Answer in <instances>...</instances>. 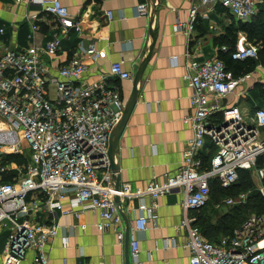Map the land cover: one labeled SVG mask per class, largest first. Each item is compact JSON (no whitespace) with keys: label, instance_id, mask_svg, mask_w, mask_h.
<instances>
[{"label":"built area","instance_id":"built-area-1","mask_svg":"<svg viewBox=\"0 0 264 264\" xmlns=\"http://www.w3.org/2000/svg\"><path fill=\"white\" fill-rule=\"evenodd\" d=\"M15 1L39 5L41 12L53 16L55 30L42 45L32 42L18 48L3 40L5 28H0V172L12 174L11 180L0 179V225L11 228L0 264H22L29 254L34 264L49 263L47 244L57 236L60 224L40 218L39 212L79 216L86 209L98 210L101 219L97 227L114 228L122 241V211L125 207L130 211L129 202L135 198L139 200V214L132 220L128 218L130 253L135 264H144L139 257L137 233L157 218L158 199L176 189L184 193L186 214L181 225L189 233L185 244L190 250L188 264H264V105L246 114L237 103L224 102L249 74L236 76L219 54L198 60L187 53L190 71L186 78L193 87L190 100L194 113L186 120L192 124L194 136L184 151L182 166L175 174H167L162 181L151 180L144 187H133L129 182L116 187L108 156L109 137L126 101L107 74L93 82L81 79L88 68L85 56L97 61L101 50L92 40L79 45L64 64H48L42 54L57 55L71 30L81 36L82 19L73 15L62 0ZM260 1L201 3L219 2L236 19L248 22ZM137 12L149 16L148 2L139 3ZM107 15L112 18L111 11ZM196 16L194 5L189 20L176 23L173 29L191 32ZM36 29L33 23L30 40ZM220 49L230 51L225 44ZM231 54L239 60L257 59L259 46L245 42ZM109 74L133 78L123 61L113 62ZM208 140L213 153L205 160L201 149ZM11 155H18L23 162L8 159ZM241 169L251 170L263 207L248 215L231 235L209 241L188 212L209 204L213 180L229 188L238 181ZM248 197L240 193L236 203H246ZM226 202L235 204L231 198ZM68 243V236H63L62 244Z\"/></svg>","mask_w":264,"mask_h":264},{"label":"crops","instance_id":"crops-1","mask_svg":"<svg viewBox=\"0 0 264 264\" xmlns=\"http://www.w3.org/2000/svg\"><path fill=\"white\" fill-rule=\"evenodd\" d=\"M62 1L73 15L82 19L84 31L79 36L71 30L63 38L58 54L50 56L44 53L43 60L54 67L62 65L73 56L79 45L85 46L95 40L101 57L93 61L85 56L88 68L81 79L93 82L107 74L125 101L132 91L133 78L111 76L110 66L115 61H123L124 69L134 76L152 35L155 36L139 97L120 136L116 158L120 164L121 183L129 182L133 187H144L151 180L162 181L167 174H175L182 166L184 151L194 136L193 126L186 120L194 113L190 100L193 87L186 78L190 71L187 53L198 60L220 55L222 45L230 47L224 39L234 33L239 20L219 2L202 4L201 0H155L152 4V0ZM142 2H148L152 15L138 14L137 6ZM194 5L197 6V16L193 30L176 32L173 26L189 20L190 8ZM39 7L32 3L0 0V28H5L2 38L7 44L18 48L32 42L42 45L52 36L54 18L41 12ZM108 11L112 12V18L108 17ZM34 14L37 16L31 19ZM33 23L37 29L34 39L30 40L28 35ZM237 34L236 47L251 43L243 31L239 30ZM263 65L259 62L252 72L246 73L249 74L247 80L227 95L224 102L237 103L246 114L264 105ZM212 151L208 140L201 149L205 160L209 159ZM183 197L182 189L161 196L157 218L150 221L146 230L137 233L139 257L144 264H188L190 250L185 244L189 233L188 228L181 225L186 214ZM66 204L70 205V202L66 201ZM138 206L139 200L135 198L129 202L130 211L124 208L129 219L139 214ZM38 214L46 221L60 224L57 236L47 244L48 264H135L126 241V222L125 238L119 241L114 228L102 230L97 227L101 219L98 210L86 209L79 216L72 213L61 215L58 211ZM188 215L195 217L190 210ZM10 231V225H0L1 252ZM63 236L69 238L67 245L62 244ZM22 264H34L32 254Z\"/></svg>","mask_w":264,"mask_h":264},{"label":"trees","instance_id":"trees-1","mask_svg":"<svg viewBox=\"0 0 264 264\" xmlns=\"http://www.w3.org/2000/svg\"><path fill=\"white\" fill-rule=\"evenodd\" d=\"M238 24L239 26L234 33L227 35L224 39V41L230 45V51H221L220 54V57L226 62L227 67L231 69L236 76L252 72L259 62L264 63V6L260 8V12L254 20L249 22L239 21ZM239 30L246 34L249 41L259 45V58L249 57L239 60L232 57L231 53L236 48L237 33ZM8 159L18 161L19 163L23 162V159L18 157V155H11ZM0 175V179L4 181L11 180L12 178L10 172H0ZM252 182V172L249 169H241L239 171L238 181L229 188L221 187L217 180H213L211 185V200L214 198L213 200L215 201L221 199L223 196L235 194L239 189L251 186ZM232 190L234 191L232 192ZM262 207L263 198L256 192L250 196L247 203L231 207L228 211L226 210L222 215H219L215 221L211 217V214L202 212L206 207L193 210V214L196 217L195 224L199 226L202 235L209 241L215 242L222 236L231 235L233 230L246 219L245 214L249 209L253 211L256 209L261 210Z\"/></svg>","mask_w":264,"mask_h":264},{"label":"water","instance_id":"water-1","mask_svg":"<svg viewBox=\"0 0 264 264\" xmlns=\"http://www.w3.org/2000/svg\"><path fill=\"white\" fill-rule=\"evenodd\" d=\"M154 1L155 0H152L151 4L154 3ZM149 11H150L149 15H152V8ZM154 38H155V36L152 35V41L147 48L146 54H145L144 58L142 59L141 63L139 64V66H138V68H137V70L133 76L132 91L130 93V96L126 100L123 114H122L121 118L119 119V121L115 124V126L113 127V129L110 133L108 156L110 159L111 168L113 171V178H114L116 187H119L120 183H121V176L119 174L120 164L118 163V160L116 158V149L118 146L120 136H121L126 124H127V121L130 117V114H131V112H132V110H133V108H134V106L138 100L139 93H140V84H141L144 72L146 70V67H147V65L150 61L151 55H152V50L154 47ZM115 199H116V201H120L119 196H116ZM122 214H123V217H124L125 222L127 224L126 241L129 242V230H128L129 219L123 211H122Z\"/></svg>","mask_w":264,"mask_h":264},{"label":"rangeland","instance_id":"rangeland-1","mask_svg":"<svg viewBox=\"0 0 264 264\" xmlns=\"http://www.w3.org/2000/svg\"><path fill=\"white\" fill-rule=\"evenodd\" d=\"M263 6H264V3L263 2H262V4L261 3L259 4L258 10H257L256 14L253 16V18L251 20H254L255 19V17L260 12V8L263 7ZM236 26H239V24L237 25V23H236ZM251 43L252 44H255V45H258V44L253 43V42H251ZM248 120H249V118H248ZM233 191L234 190H232V192ZM256 192L259 193L258 190H257V183H256V181L253 180L251 186L244 187L243 189H239V191L236 192L235 194L228 195V196H223L221 199L215 200V201L213 200L214 199L213 198L210 201L209 205L202 212H205V214H211V217L215 221V220H217V218L219 217V215H222L224 212H226V210L228 211L231 207L237 206V205H240V204H245V203H240V204H237L236 203L237 195H239L240 193L249 194V197H248V200H249L250 199V196L253 195V193H256ZM229 198L233 199L235 204H233V205L228 204L226 202V200L229 199ZM252 212H253V210L252 209H249L248 212L245 214V218H247V216L250 215ZM1 249H2V243L0 244V252H1Z\"/></svg>","mask_w":264,"mask_h":264}]
</instances>
